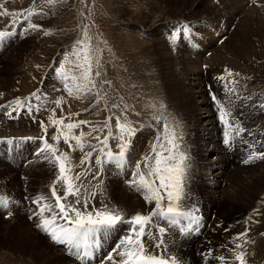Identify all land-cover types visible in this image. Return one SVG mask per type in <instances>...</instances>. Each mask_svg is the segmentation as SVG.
Segmentation results:
<instances>
[{
	"label": "rangeland",
	"instance_id": "1",
	"mask_svg": "<svg viewBox=\"0 0 264 264\" xmlns=\"http://www.w3.org/2000/svg\"><path fill=\"white\" fill-rule=\"evenodd\" d=\"M1 1H3V2L0 3V5H2V7H0V13H3L6 9L9 14L8 15H0V20L2 18L4 19V20L2 19V21H4L3 23H2V21L0 22V31H3V30L4 31H11L13 33V35L7 36L3 40H0V56L1 57L3 56L0 60V71H1L0 75L2 76L3 74H5L2 76L3 78L0 76V88H1L0 89V100H1L0 105H3L6 102H13L16 98H20L21 100L24 101L25 106L21 108V107H18L17 105H15L14 103L6 104V105H4L5 106L4 108H0V114L6 115L7 113L11 112L12 116L9 117V120L10 121H12V120L16 121L19 118V113L23 110V112H21V113L25 112L28 115V118L31 119L32 121L30 122L29 127H25L23 129L18 127V129H16L18 132L23 134V136L20 135V137H18L16 139H14L12 137L11 139L3 140L2 142H0V145H1L0 146V149H1L0 150V152H1V154H0V195L7 196L9 199V206L7 208L0 206V250H1L0 251V264H13L14 262H17V261H18L17 264H19V262L21 264L22 263L24 264V261H25V264H28L30 262H32L30 264H39L42 261V259L44 260L45 264H61V263L62 264H67V263L69 264L68 259H70V258L75 262V260L73 258V253L70 252V254L66 255L67 253L62 248L65 252V255H66V256H64L65 258L64 257L57 258L54 256L55 255L54 252L56 251L55 248L48 246V241L52 240L51 237L49 236V238L47 239L48 234L45 233L42 229L37 227V224L39 223L37 220V219H39L38 217L35 219L37 221H33L32 218H30L31 217L30 216L31 208L35 205V203L30 202V204H29L27 201L28 197H36L37 198L40 195H43V196L47 197L50 202L54 203V197H52L51 193H49V192L51 191V186L53 184V181L56 179V176L58 174V168L56 166H54L52 163H49V161L45 159L46 154L42 155L39 152L40 148L43 146V142L39 139L40 137H42V135L44 137L46 136L45 138H48L50 143H54L50 139V137L53 134H55L56 129L54 126H52L49 123V120H48V117L52 115V112H53L52 109L56 110L55 114H56L57 118L67 117L70 113H72V114L79 113L78 116H72L71 117L72 122H75L78 120H86V121L91 122V125H81L80 128L75 129L74 132L76 134H79L80 131H84L85 133H88L91 131L92 126L102 127L103 122L109 116H113L114 114L121 115V114L126 113L128 119L132 120L135 123V126L137 127V134L133 138V142H132V149L134 151L132 153H129V158H130V160H129V162H130L129 172H124L123 168L116 167V165L114 163H106L103 166V170L98 171L99 166L95 164V156L97 155V153H95V152L93 153L94 155L92 156V158H90L88 161H86L83 164V166L80 164L81 159L85 156L84 153L92 151L91 147H89V144L96 145L98 143V141L94 137L100 136L102 139L103 136L107 133L106 129L104 132H94V133H92L91 136H85V138H84L85 146H84L83 150L77 149V148L75 150H73L72 148H69L67 145H65L63 143V140H61L60 144H59V148L61 151L67 150L66 152L72 153L69 155L71 158H73L72 163L74 166V173L75 172L83 173V175L81 176V180H80L81 182L78 181L77 183L78 184L81 183L83 187L86 185L84 188L81 189V192H82V196L87 197L89 199L90 205L92 206V203H91L92 199L98 198L101 200H106L107 203H105V204L108 207L113 206L114 208H117L116 206H117L118 202L115 199V196L117 194L116 190L119 187L122 189L132 188V186H130V184H129V181L132 179L131 172L134 170V167H133L134 163L136 161H139L142 159L143 154H142V152H140L141 154L138 152V150H137L138 148L136 149V146L143 144V149L145 150L144 147H147L148 145H150L152 143V141L155 142V140H156L157 136L156 135L154 136V132H153L154 127L150 128V131L149 130L144 131L143 127L147 126L146 123L152 122L153 117H156V116L164 117V118H166V122L169 125H171L172 127H174L179 135L182 132L178 116L176 115V110L174 109V105H173L174 102L171 99V92L167 93V90H168L167 84H169V81L171 79V75L169 73H167L166 70H164L165 67L163 68L161 63H154V62L148 61L146 58L147 57V51L146 50L143 51L142 50L143 46L140 45V41H143V39L146 40L147 38H148L147 40H151L154 37V35L153 34L148 35L147 33H145V34L141 33V40L139 41V46H137L136 48H133V50L130 48L123 49L124 47L121 46L123 44H121L119 46V43L116 41L117 40L116 35H119V33L116 34V32L120 31V29H119L120 26L127 28L128 25L123 24L119 20L121 18H123V20H125L127 18V19H130L131 21H133L132 22L133 25L141 24V25H145V27H147L152 22L158 21L159 16H157L156 14L149 13L146 9L152 8L153 6H157V4L159 2H165V4L167 5V8H168L166 10V12L169 13L170 15L184 14L183 12L178 11L180 9L179 7H182V8L192 7L193 9H195V16H196L195 19H192V20H198V17L205 15L206 12H209V8L213 7L214 4L217 3V0L216 1H214V0H186V2H183V0H55V2L51 3V4L48 3V0H42L40 7L39 8L36 7L35 9H33V11H32L33 14L30 17H29V13L26 12L27 11L26 7L29 6V5H27L29 0H25V1L22 0L23 2H21V0L20 1H18V0H7L8 2L6 0L5 1L1 0ZM112 2L113 3L115 2V4L119 3V6H120L119 10L117 9L118 15H116V11L114 9V4H112ZM210 3H212V5ZM109 7H111L110 10L108 9ZM112 7H113V9H112ZM139 10L144 11L146 13L147 17L145 15H142V16L137 15L136 11H139ZM170 11H175V12L177 11V12H176V14H173V12L170 13ZM62 14H64V15L62 16ZM108 14L110 17L108 16ZM192 14H193V12H192ZM187 21H190V20H187ZM28 23H34V24L40 25V28H38L36 30L25 31L24 29L27 28ZM59 24H61L62 26ZM85 25H87L89 27L90 34L93 37V44L100 49V53H99L100 64H101L100 71H102V70L103 71L101 72V76L97 77L96 79H97V81H101V82L102 81H108L109 82V83H102L101 84L102 89L100 88L99 91H100L101 96H104L105 99L101 100L99 103L96 102L97 97L95 95V90L90 94H85L82 98H76L74 96L68 95L67 91L64 89L63 82L60 81L58 78H56V74L54 71V69L56 67H59V62L61 59H63L62 58L63 55L66 52L71 51L73 43L81 36L82 28ZM167 25L168 24H164L163 26H160V29H163L165 33L167 32V35L170 37L171 36V33H170L171 26L168 27ZM220 26H221L220 24H217V26H209L206 30L201 29L202 32L198 31L197 29H196L197 31L191 30L192 35L190 38L186 37L187 42L197 44V45L198 44L204 45L205 47H209V48L221 45V46L225 47L231 53H234L235 48H233V45L235 46L236 41H235V38L231 34V31H234L233 25L229 26V28H226V29H224L222 26L221 27ZM45 31H48L49 34L46 35ZM113 35H114V37H113ZM112 37H113V41H112ZM209 38H210V40H208V42H207L206 39H209ZM35 41H37V42H35ZM63 42L64 43L66 42V43L64 44ZM114 42L115 43L117 42L118 44L116 43L115 45H113ZM171 42L179 44L178 39L175 42H173V41H171ZM53 44H54V46H53ZM127 44L132 45L131 42H128ZM183 44L180 45V48H183ZM14 45H16L15 48H13ZM148 45L151 46L152 44H148ZM261 45L264 46V44H261ZM263 46L257 48V50H255V52L257 54H259L260 52H262L264 54V47ZM51 47H52V49H51ZM27 48H28V50H27ZM12 49H13V51H12ZM31 49L33 52L31 51ZM111 49L113 50V54L111 52L112 51ZM25 50H26V53H25ZM54 50H55V52H54ZM109 50H111V51H109ZM119 50H121V51H119ZM137 51H139L140 53H142V52H144V53H142V55H141ZM119 52H123V53H119ZM31 53H32V55H30ZM109 53L111 54V56ZM116 54H118L119 56ZM5 55H7V57ZM51 55H53V56H51ZM114 55H116V56H114ZM134 55L137 57V59ZM4 56H5V58H4ZM47 56L50 58H48ZM132 56H134L135 58ZM139 56L141 57L140 59H139ZM129 57H131V58H129ZM142 57L143 58L145 57L144 58L145 60ZM257 58L258 59L252 58L253 59V61H252L253 65L252 66L254 67V69L252 70L251 76L255 75L254 77L264 73V58H262V60L259 57H257ZM120 59L125 64L122 61H120ZM242 59L243 60H237L240 65L248 64L247 59L245 57L242 56ZM14 60H16V61L18 60V61L16 62ZM28 60L31 64L28 62ZM35 60H37V61H35ZM21 61H23V62H21ZM41 61H42V63H41ZM113 61H114V64L112 63ZM33 62H34V64H33ZM49 63H50V65H49ZM132 63H134V64L138 63V64L133 65ZM146 63H148V64H146ZM16 64H18V66ZM19 64H20V66H19ZM47 64H48V66H47ZM150 64H151V66H149ZM156 64H158L159 66ZM118 65H120V66H118ZM141 65H144V66L141 67ZM24 66L26 67V69ZM16 67H18V68H16ZM130 67L132 69H130ZM149 67H151V68H149ZM41 68H42V71L44 70L43 73L41 71ZM148 68L150 69L151 72H148V70H149ZM18 69H19V71H18ZM117 70H118V72H116ZM119 70L121 71L120 73H119ZM23 71H25V72H23ZM122 71H125V72H122ZM144 71H145V73H143L144 74L143 75L142 72H144ZM129 72H131V73H129ZM38 73H40V74H38ZM135 73H137V74H135ZM20 74H21V77H20ZM102 74H103V76H102ZM7 77L9 78L8 82H6V80H8ZM145 77H146V79H145ZM41 78H43V79H41ZM149 78L150 79L151 78L156 79L157 82L155 80L153 81L151 79L150 80L151 83H150V81L148 80ZM13 79L15 82L13 81ZM140 79H142V80H140ZM262 79H263L262 81H264L263 76H262ZM3 80H4V82H3ZM11 80H12V82H11ZM33 81H35V82H33ZM152 81L155 84H153ZM115 82H118V83L115 84ZM185 82H186L185 85H187L185 88L188 89V91H189V89L193 87V85H192L194 82L193 75L187 74ZM7 83L11 86H9ZM15 83H16V85H15ZM159 83H160V85H159ZM155 85H157L158 87L157 86L155 87ZM252 85H254V84H252ZM252 85L249 87H244V90L242 89L241 91H243V92L245 90L246 91L247 90L252 91L251 88L255 86V88L257 87V91L260 92L259 94L258 93L257 94L263 98L264 93H262L261 91L263 90L262 88H264V85H263V87H259V84L254 85V86H252ZM31 86H34V87H31ZM8 87L10 89L15 87L14 89H12L13 91L14 90L15 91L12 92ZM152 87H153V89H152ZM33 92H37V96H32ZM226 93L227 92H226V89L224 87H214V89H212V91L209 94H210L211 98H212V95H216L218 99H220L226 103V101H228L232 97V95L229 96L228 93L227 94ZM2 94L5 95V97L7 99L4 96L2 97ZM191 94H194V93L191 91ZM192 96H193L195 102L199 104L198 105L199 107L198 106L196 107L195 112L200 117L199 126H200V129L202 130L207 125L206 122L203 120V118L205 116V112L203 109H200L201 106H200L199 101H201V100H199V98L194 96V95H192ZM2 98H3V100H2ZM25 98H27V99H25ZM61 98H63L62 103L58 106L55 103V101H56V99H61ZM240 98H241V96H240ZM50 99H52V100H50ZM237 100H239V98H237ZM261 100H264V98ZM2 101H3V103H2ZM166 101H167V103H165ZM168 101H170V102H168ZM72 102L73 103L75 102V103L73 104ZM30 103H31V105H30ZM113 103L119 105V108H113L112 107ZM53 104H54V107H53ZM260 104L261 105L264 104V101H263V103H261V101H260ZM29 105L31 106L30 108H29ZM161 105H163V107H161ZM9 106H11L10 107L11 109L9 108V111L5 112V110ZM161 108L165 112L162 111ZM14 109H15V111H14ZM259 109L260 108H258L257 110H259ZM171 110H173V111H171ZM248 112H250V109H248ZM45 114H46V117L44 116ZM41 115H42V117L44 116L43 117L44 119L41 117ZM34 117L35 118L37 117L36 119L38 121ZM28 118H27V120H28ZM41 119H42V121H39ZM4 121H1L0 125ZM155 121H157V120H155ZM38 122H39V124H38ZM41 122H44L45 126L49 123L46 126L47 127V133H45L44 129L41 127ZM67 122H69V121L66 119L65 123H67ZM161 122L162 123L159 124L157 129H156V131L160 130L159 131L160 133L163 131V123L165 121H161ZM14 123L16 125L17 122H14ZM37 124L39 125V127ZM111 124L113 125V129H114L113 131L115 132L116 131L115 130V119H113L111 121ZM25 129H29V131L25 130ZM41 130H42V132H41ZM223 131L224 130H222V129L218 130V135H219L220 139L223 138ZM36 132H37V134H35ZM38 132H39V134H38ZM33 133H34V136H33ZM200 133H201V139H199V148L201 149L202 153L206 152L205 153L206 162L210 163V159L211 160H213V159L217 160V157L219 156V154L212 155L213 142L210 140V138L207 139V135L204 131H201ZM26 134H28V135L26 136ZM35 136H37V137H35ZM29 137L31 139H28ZM238 139L239 140H237V144H240L239 143V141L241 142L240 137ZM234 140L232 142L233 151L236 155H240L244 151L242 150V148L238 150L239 152L234 149V146H233ZM117 142L118 141L116 139H111V138L109 139L110 146L114 152H115V150L118 151L115 147ZM178 142L180 144V151L187 152L186 147L189 146V145H187L189 143L184 141L183 139L182 140L179 139ZM70 143L72 145L74 144L73 147L75 146V141H70ZM237 144L235 146H239ZM183 145L186 147H184ZM182 146H183V148H181ZM226 146L227 145H225V147ZM2 149H3V151H2ZM150 150H151V148L146 153H149ZM207 153H209V156L206 155ZM224 154L227 156L229 154L228 157H230V152L228 149H226ZM76 155L78 156L77 158H76ZM211 155L214 156L215 158L211 157ZM29 159L31 160V162H32L35 170L37 171V173H35L34 176L28 177V178H24L21 176L19 177L18 172L20 173L21 171L17 170L18 167L25 168V170L26 169H28V170L32 169V167L29 168V166H30L29 163H27V165L25 164L27 162V160L30 161ZM258 161H261V160H257V162ZM42 165H43V167H42ZM190 167L196 168V166L194 167L193 165H191ZM44 171H46L45 173L47 175L44 173ZM213 172H214V170L211 169V170H209V172L207 171V173H205V178L208 177V179L205 180L206 182H209V180L213 182L215 180L216 177L212 175ZM44 174H45V177H44ZM91 174H92V176H91ZM94 174H96L95 178H93ZM49 176H50V179L48 178ZM82 181L85 182V185H84V182H82ZM89 183H90V185H89ZM57 187L60 189V185H57ZM40 188L44 189V190L42 189L43 192L41 191ZM225 188L226 187L222 188L221 190H224ZM27 190H29L30 193L29 194L27 193L28 195H25L24 192L25 191L27 192ZM230 190H232V188H230ZM60 191H62V190H60ZM191 191L195 192L196 195H199L196 192V190L194 189V187H192ZM38 192H40V193H38ZM228 192H229V190H228ZM93 193H94V195H92ZM124 195H126V194H124ZM126 196H128V195H126ZM217 200H218V198H217ZM219 200H221V199L219 198ZM42 203H44V202L42 201ZM94 203H96V202H94ZM105 204H102V205H105ZM144 204L147 207V210H149V207L151 208V204H148L147 202H144ZM96 207L100 208L98 206H96ZM120 207H121V205H120ZM121 208H123V207H121ZM89 210H91V208ZM147 210L142 211L140 209H136L133 214H135L137 211L145 214L147 212ZM9 212H11V215H9ZM242 212H243V214L246 213V211H243V210H242ZM215 213H217V208L215 210ZM133 214L129 213V214H127V216L130 218V216ZM45 215H49V214L46 212ZM221 215H224V213ZM221 215H219V218H217L218 232H220V230L222 231V229H223V231H225L226 227L229 225V219L227 217H224L226 219L222 220ZM21 217H23V218H21ZM234 217H235V215H234ZM63 222L64 221H62V220L59 221V223H63ZM162 222H164V221H162ZM24 223H25V225H24ZM259 225L260 224H258L257 226H259ZM13 227H15V228L13 229ZM22 227H23V229H22ZM166 227H168L167 224H166ZM30 228L31 229L34 228L35 230H40V232H41L40 234H42L41 239L37 240L38 242H40V243H38L37 247H34V244H33V242H36V241H32L29 238L24 237L26 234H28V236H29V234L32 233V230ZM42 232H44V233H42ZM174 232H176V230H174ZM197 232H198V230L192 231L193 234H197ZM119 237H120V234H118V232H116L115 234L111 235L110 237L103 239V241H106V243H109L113 239L118 240ZM212 240L214 242L213 236H212ZM38 249L41 251L40 256L34 254L35 251H37ZM44 252H45V254H43ZM108 252H110L109 249H107V250L105 249V251L103 250V253H105V254L100 255L98 257L96 264H110V262H107L104 259L107 256ZM50 256H51V258H49ZM27 257H29V258H27ZM19 259H20V261H19ZM31 259H33V260L31 261ZM71 259H70V263H71Z\"/></svg>",
	"mask_w": 264,
	"mask_h": 264
},
{
	"label": "bare ground",
	"instance_id": "2",
	"mask_svg": "<svg viewBox=\"0 0 264 264\" xmlns=\"http://www.w3.org/2000/svg\"><path fill=\"white\" fill-rule=\"evenodd\" d=\"M18 1H20V0H18ZM23 1H25V0H23ZM23 1L21 0V2H23ZM41 1L42 0H29L28 4H27L29 6L26 7L27 9L25 8L27 10L26 12L29 13V11L32 12L33 9H35L36 7L39 8ZM214 1H216V0H214ZM1 2H3V1L0 0V3ZM183 2H186V0H183ZM112 4H114V9L116 11V15H118L117 9L119 10V7H120L119 3L115 4V2L114 3L112 2ZM210 4L212 5V3H210ZM110 8L111 7H109L108 9L110 10ZM179 8L180 9L178 11L183 12L184 14L170 15L169 13L166 12V10L168 8H167V5L165 4V2H159L157 4V6H153L152 8L146 9L149 13L156 14L157 16H159L158 21L152 22L147 27H145V25H141V24L133 25L132 24L133 21H131L130 19L126 18L125 20H123V18H121L119 21H121L123 24L128 25V27L124 28L123 26H120L119 27L120 31L116 32V34L119 33V35H116L117 36L116 41L119 43V46L121 44H123V45H121L124 47L123 49L130 48L132 50H133V48H136L137 46H139V41L141 40V33H144V34L147 33L148 35H150V34L154 35V37L151 40H147L148 38L146 40H144L142 38L143 41H140V45L143 46V49H142L143 51H145V50L147 51V57L146 58L148 61L154 62V63H161L163 68L165 67L164 70H166V72L171 75V79L169 81V84H167L168 85L167 93L171 92V99L174 102V104H173L174 109L176 110V115L178 116V119L180 122L181 131H182L180 133V137H181L180 139L181 140L183 139L184 141L189 143V144L186 143L187 145H189L187 147L184 146L185 144L183 143L184 144L183 146L186 147V149H187V152H185V153L189 157V160L187 162L189 164V169H188V175H187V180H186V193H187V195H186L184 203H185L186 208H192V207L195 208L196 215H198L200 217V226L198 228L197 234H193L192 231H191V233H187V234H177V232H174V230L170 229L169 235L171 236L172 240L174 241V249L173 250L176 251L178 254L183 256L186 264H222V262H220L216 259V257H219V256L226 257L228 264H235V262L231 259L232 253L229 251V249H233L235 247V244L233 243V237L237 236L240 233L247 231V236L242 238L241 240L237 241L236 243H240L243 245V251H245L247 254V256H246L247 264H264V159H255L249 163H244V161L248 158V156L251 152L264 151V108L260 107V105H261L260 101H261V103H263L264 100H261V99H263L264 97L262 98L258 95L260 92H258L257 87L255 88V86H254V85L259 84V87H263L264 81H262L263 80L262 76L264 78V73L257 75L256 77H254L255 75L251 76L252 70L254 69V67L252 66L253 65L252 64L253 59L254 58L258 59L257 57H259L262 60V58H264V54L262 52H260L259 54H257L255 52V50H257V48L263 46L261 44H264V0H255V2H254V0H217V3L214 4L213 7L209 8V12H206L205 15L198 17V20H192V19H195V17H196L195 16V9H193L192 7H186V8L179 7ZM112 9H113V7H112ZM136 12H137V15H139V16L145 15L147 17V15L144 11L139 10ZM171 12H173V14H176L177 11L176 12L170 11V13ZM192 12H193V14H192ZM63 15L64 14H62V16ZM108 16H109V14H108ZM2 19L0 20V22L2 21ZM186 19L190 20V21H187ZM3 22L4 21H2V23ZM164 24H168L167 25L168 27L171 26V28H170L171 34L176 29L182 28V26L185 24L188 25L192 31L198 30L201 32H202L201 29L206 30L209 26H217V24H220L224 29L229 28V26L233 25L234 31H231V30L230 31H231L232 36L235 38V41L237 44V45L235 44V46L233 45V48H235V52L231 53L230 51H228L225 47H223L221 45L209 48V47H205L204 45H200V44L197 45V44L187 42V39H186V37L183 36L182 32H181L180 36L177 38L179 41V44L172 43L169 39V36L167 35V32L165 33L163 29H160V26H163ZM59 25H61V24H59ZM113 37H114V35H113ZM113 37H112V41H113ZM208 40H210V38L206 39L207 42H208ZM35 42H37V41H35ZM128 42H131L132 45H128L127 44ZM116 43L114 42L113 45H115ZM148 44H152V45L149 46ZM181 44H183V48H180ZM15 46L16 45H14L13 48H15ZM53 46H54V44H53ZM51 49H52V47H51ZM27 50H28V48H27ZM111 50H109V51H111ZM12 51H13V49H12ZM31 51H32V49H31ZM119 51H121V50H119ZM139 51H137V52H139ZM54 52H55V50H54ZM111 52L113 54V50ZM25 53H26V50H25ZM119 53H123V52H119ZM142 53H144V52H142ZM142 53H140V54L142 55ZM30 55H32V53ZM116 55H118V54H116ZM116 55H114V56H116ZM5 56L7 57V55H5ZM5 56H4V58H5ZM51 56H53V55H51ZM110 56H111V54H110ZM134 56H132V57H134ZM242 56L247 59L248 64L240 65L238 63L237 60H243ZM2 57L0 56V60ZM48 58H50V57H48ZM129 58H131V57H129ZM140 58L141 57L139 56V59ZM136 59H137V57H136ZM14 61H16V60H14ZM35 61H37V60H35ZM120 61H122V60L120 59ZM21 62H23V61H21ZM28 62H29V60H28ZM34 62H33V64H34ZM41 63H42V61H41ZM112 63L114 64V61ZM132 64L136 65L138 63H136V64L132 63ZM146 64H148V63H146ZM16 65L18 66V64H16ZM49 65H50V63H49ZM156 65H158V64H156ZM19 66H20V64H19ZM47 66H48V64H47ZM118 66H120V65H118ZM142 66H144V65H141V67ZM149 66H151V64ZM16 68H18V67H16ZM149 68H151V67H149ZM25 69H26V67H25ZM130 69H132V68L130 67ZM225 69L230 70L234 75L232 77H227ZM120 70H119V73L121 72ZM18 71H19V69H18ZM25 71H23V72H25ZM41 71H42V68H41ZM125 71H122V72H125ZM43 72H44V70L42 71V73ZM116 72H118V70ZM148 72H151L150 69L148 70ZM129 73H131V72H129ZM143 73H145V71L142 72V74ZM237 73L239 75H235ZM38 74H40V73H38ZM135 74H137V73H135ZM187 74H192L193 78H194V82L192 84L193 87L191 86L192 88H190L189 91H188V89L185 88L187 86V85H185ZM3 75H5V74H3ZM102 76H103V74H102ZM221 76H225L227 80H235L238 82L235 85L236 92L230 98L232 101L231 110L233 113V122L236 124H240L241 126H243L245 128L244 133L235 137L234 144H233L234 149L236 151H238L239 149L242 148V150L244 152L242 151L243 153H241L240 155H236L233 151V148H232L229 150L230 157H228L229 154H228V156L225 155L226 153L224 154V152L227 149V146L225 147V144L223 143L224 137L220 139L219 135H218V130H221V129L224 130V125L220 122L219 112H218V109L216 107V103L213 101V99L210 97V94H209L212 91V89H214V87H224V82L220 81L218 79ZM20 77H21V74H20ZM41 79H43V78H41ZM145 79H146V77H145ZM151 79L149 78L148 80L150 81ZM140 80H142V79H140ZM152 80L153 81L155 80L157 82L156 79H152ZM8 81H9V78H8V80H6V82H8ZM13 81H14V79H13ZM153 81H152V83H153ZM3 82H4V80H3ZM11 82H12V80H11ZM33 82H35V81H33ZM116 83H118V82H115V84ZM150 83H151V81H150ZM153 84H155V83H153ZM252 84H254V85H252ZM15 85H16V83H15ZM159 85H160V83H159ZM251 85L254 86L251 88L252 91H250V90L249 91L247 90L248 92L246 90L244 92L241 91L242 89L244 90V87H249ZM9 86H11V85H9ZM156 86L157 85H155V87ZM31 87H34V86H31ZM14 88H12V89H14ZM12 89H10V90L12 92H14L15 90L13 91ZM152 89H153V87H152ZM262 89L263 90L261 92L264 93V88H262ZM191 91L194 94H191ZM192 95L198 97L199 100H201V101H199L200 106H201L200 109H203L205 112V116H204L203 120L206 122L207 125L202 130L200 129V126H199L200 117L195 112L196 107L199 104L195 102ZM3 96L5 97V95L2 94V97ZM240 96H241V98H240ZM237 98H239V100H237ZM2 100H3V98H2ZM50 100H52V99H50ZM168 102H170V101H168ZM2 103H3V101H2ZM165 103H167V101ZM6 104H10V102H6L3 105H6ZM225 104H227V101ZM30 105H31V103H30ZM10 107L11 106H9L5 110V112L9 111ZM53 107H54V104H53ZM255 107L257 109L258 108H260V109L257 110ZM248 109H250V112H248ZM162 111H164V110L162 109ZM171 111H173V110H171ZM21 112H23V110ZM21 112L19 113V118L16 121H14V120L10 121L9 116L7 114L6 115L0 114V122L5 120L0 125V142H2L3 140L11 139L12 137L14 139H16V138L20 137V135L23 136V134L18 132L16 129H18V127L23 129L25 127L30 126V122L32 120L28 118V115L25 112L24 113H21ZM44 116L46 117V114ZM41 117H42V115H41ZM27 118H28V120H27ZM39 121H42V119ZM14 122H17L16 125ZM161 123H162L161 121L158 122V121H155V119H152V122H150V123L147 122L146 123L147 126L143 127L144 131L145 130L150 131V128L154 127V130H153L154 136L155 135L157 136L160 134V132H159L160 130L156 131V129H157L158 125ZM38 124H39V122H38ZM38 127H39V125H38ZM25 130L29 131V129H25ZM42 130H41V132H42ZM201 131H204L207 135V139L210 138V140L213 142L212 155L219 154V156L217 157V160L216 159H213V160L210 159V163L206 162V157H205L206 152L202 153L201 149L199 148V139H201V133H200ZM35 134H37V132ZM38 134H39V132H38ZM27 135L28 134H26V136ZM33 136H34V133H33ZM35 137H37V136H35ZM239 137L241 139V142L239 141L240 144H237V140H239L238 139ZM153 143H154V141H152V143L150 145H148L147 147H144L145 150L143 149V144L136 146V149L138 148L137 149L138 152L139 153L142 152V154H143L142 158L144 155L147 154L146 152L151 148V145ZM236 144L239 146H235ZM109 145H110V143H109ZM183 146L181 148H183ZM3 149H2V151H3ZM133 151L134 150L131 148L130 153H132ZM85 153H84V155H85ZM0 154H1V152H0ZM69 154H72V153H69ZM206 155L209 156V153H207ZM212 155H211V157H214ZM77 157L78 156L76 155V158ZM71 159H73V158H71ZM129 160H130V158H129ZM257 160H261V161L257 162ZM27 163L30 164L29 168L32 167V169L31 170L30 169L25 170V168L18 167L17 170L21 171L20 173L18 172L19 177L21 176L24 178H28V177L34 176L35 173H37V171L35 170L32 162H31V160L30 161L27 160V162L25 164L27 165ZM129 165H130V162H129L128 166L123 168L124 172H129V170H130ZM191 165H193L194 167L196 166V168L190 167ZM42 167H43V165H42ZM211 169L214 170L212 175L215 176L216 178L213 182L210 180H209V182H206L205 180H207L208 177L205 178V173H207V171L209 172V170H211ZM45 172L46 171H44V173ZM45 174H44V177H45ZM91 176H92V174H91ZM48 178L50 179V176ZM79 182H81V181H79ZM82 182H84V181H82ZM84 185H85V182H84ZM89 185H90V183H89ZM84 187H82V188H84ZM192 187H194V189L196 190V192L199 195H196L195 192L191 191ZM224 187H226V188L224 190H221ZM230 188H232V190H230ZM42 189H41V191L43 192L44 189L43 190ZM228 190L230 193L228 192ZM116 192H117V194L115 196V199L118 202L116 207L118 209L124 211L126 214H129V213L133 214L136 209H140L142 211L147 210V207L144 204V202H146V201L143 198V193L140 191H137V189L135 187H132L129 189H126V188L122 189L119 187L116 190ZM27 193L29 194L30 191L27 190V192L26 191L24 192L25 195H28ZM38 193H40V192H38ZM49 193H51V191ZM58 194L63 195V192L58 191ZM124 194H126L128 196H126ZM217 198H218V200H217ZM219 198L221 200H219ZM35 199H36V197H28L27 201L30 204V202H33ZM71 199H73V198L69 197V200H71ZM94 202H96V203H94ZM91 203H92V206H94V207H96V206L101 207L102 204H105L107 202H106V200H101V199L95 198V199H92ZM120 205L125 210L123 208H121ZM154 206L155 205L153 202L151 204V208H153ZM110 208H113V206H111ZM151 208L149 207V210H147V212L145 214H147L151 210ZM216 208H217V213H215ZM242 210L246 211V213L243 214ZM38 211H39V206L37 204H35L31 208V214L29 213L33 221L38 220V222H40L39 219L35 220L37 218V216L34 215V213H36ZM223 213H224V215H221ZM219 215H221L222 220L226 219L224 217H227L229 219V225L226 227L225 231H223V229H222V231L220 230V232H218L217 218H219ZM234 215H235V217H234ZM21 218H23V217H21ZM160 223H161V226L166 227L165 222L160 221ZM258 224H260V225L257 226ZM24 225H25V223H24ZM126 227H127V225H122L120 227V230L117 231L118 234H120V236H122L124 234V230L126 229ZM14 228L15 227H13V229ZM22 229H23V227H22ZM31 230H32V233L29 234V236H28V234H26L24 237L29 238L32 241H36V242H33V244H34V247H37L38 243H40L37 240L41 239L42 234H40L41 233L40 230H35L34 228H32ZM42 233H44V232H42ZM211 235L214 237V242L212 240ZM48 238H49V235L47 236V239ZM117 241L118 240L113 239L109 243H106V241L102 240L100 242V246L95 250V253H94L95 262L98 260V257L96 258V256L98 255L99 252H103V250L105 251V249L106 250L109 249L111 251L112 247H114V245ZM245 241H247V242H245ZM48 246L55 248L56 251L54 252V254H55L54 256L57 258H62L64 256L68 255V254L65 255V252L63 250L64 248H68V251L70 252L68 245L60 244V243H57L53 240L48 241ZM62 247H63V249H62ZM170 247H173V245H170ZM210 251L212 254L210 256H206L205 254L210 252ZM73 252L76 254V250L73 249ZM40 253H41V251L38 249L37 251H35L34 254L40 256L41 255ZM43 254H45V252ZM27 258H29V257H27ZM49 258H51V256ZM73 258H74L75 262L70 258L71 263H70V259H68L69 264H91L94 262V260H93V262L90 260H88V261L81 260L76 255H74ZM32 260L33 259H31V261ZM19 261H20V259H19ZM42 261L40 263L39 262L38 263L39 264H45L43 259H42ZM17 262H14L13 264H17ZM30 263H32V262H30ZM30 263H28V264H30ZM19 264H21V263L19 262ZM24 264H25V261H24Z\"/></svg>",
	"mask_w": 264,
	"mask_h": 264
},
{
	"label": "snow or ice",
	"instance_id": "3",
	"mask_svg": "<svg viewBox=\"0 0 264 264\" xmlns=\"http://www.w3.org/2000/svg\"><path fill=\"white\" fill-rule=\"evenodd\" d=\"M54 2L55 0H48L50 4ZM8 14L6 9L0 13V15ZM32 14L29 11V17ZM38 28L40 25L28 23L24 30ZM181 32L184 37L190 38L192 35L190 27L185 24L182 28L172 32L169 39L175 42ZM45 34H49V32L45 31ZM11 35H13L11 31H0V40ZM99 53L100 49L93 44L89 27L83 26L81 36L73 43L71 51L64 54L63 59L59 62V67L54 69L56 77L63 82L68 95L82 98L85 94H90L95 90L97 103L105 99L104 96H101L99 89L102 83L109 82H101L96 79L101 76ZM225 72L227 77L234 75L228 69H225ZM218 79L224 82L229 96L235 94L237 81L227 80L225 76ZM32 96H37V92H33ZM62 99H57L55 103L59 106ZM212 99L216 103L220 122L224 125L223 143L231 145L236 136L245 132V128L233 122L231 99L227 101V105L216 95H212ZM11 103L21 108L25 106L24 101L20 98H16ZM4 107V105H0V108ZM112 107L119 108V105L113 103ZM260 107L264 108V104ZM55 113L56 110L53 109L52 115L48 117L49 123L56 129L55 134L50 137L54 143H50L49 139L44 136L39 138L43 142V146L39 150L40 154H46L45 159L58 168V174L51 186L54 203L48 201V198L43 195L33 201L39 206V211L34 213L40 220L37 227L47 233L53 241L68 245L70 251L76 250V255L81 260H89L94 256L101 240L115 234L122 225H127L124 234L119 237L114 247L104 258L110 264H186L183 256L173 250L174 241L169 235V230H176L177 234H187L198 230L200 217L196 215L194 207L186 208L184 203L187 195L186 180L189 157L185 152L180 151L178 141L181 137L176 129L166 122V118L153 117L158 122L165 121L163 131L157 135L155 142L151 145L150 152L134 163V170L131 172L132 179L129 184L143 193V198L148 204L154 202L155 206L147 214L137 211L129 218L124 211L118 208H110L107 205L96 208L90 205L89 199L82 196V184L77 183L81 180L83 173H74L69 153L61 151L59 144L63 140V143L69 148L83 150L85 136H91L94 132H104L106 129L107 133L102 139L100 136L94 137L98 143L96 145L89 144L92 151L85 154L80 164L83 165L92 158L95 152L97 153L95 164L99 166L98 171H102L106 163H114L116 167L124 168L129 164V153L133 138L137 134L135 123L128 119L126 113L114 114L103 122L102 127L92 126L90 132L80 131L79 134H76L75 129L80 128L81 125H91V122L86 120L72 122L71 117L78 116L79 113H70L67 117L60 118H57ZM7 115L11 117L12 113L9 112ZM66 119L69 122L65 123ZM113 119H115V133L111 124ZM41 127L47 133L44 122H41ZM110 138L118 141L116 144L118 151L112 150L109 145ZM70 141H75L74 147ZM255 159H264V151L251 152L244 163ZM57 185H60V189L57 188ZM60 190L63 195L58 194ZM69 197L73 199L69 200ZM8 205V197L0 195V206L7 208ZM90 208L91 210H89ZM46 212L49 215H45ZM61 220L64 223H59ZM160 221H164L168 227L161 226ZM246 236L247 231L233 237L235 247L229 251L232 253L231 259L235 264H247V254L243 251V245L236 243ZM211 254L210 251L205 255L210 256ZM216 259L222 264H228L227 258L224 256L216 257Z\"/></svg>",
	"mask_w": 264,
	"mask_h": 264
}]
</instances>
